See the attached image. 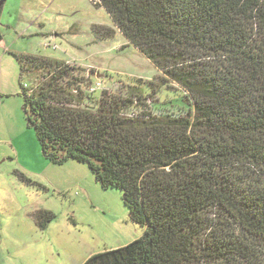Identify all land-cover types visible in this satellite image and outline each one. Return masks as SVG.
Returning a JSON list of instances; mask_svg holds the SVG:
<instances>
[{"label":"trees","instance_id":"1","mask_svg":"<svg viewBox=\"0 0 264 264\" xmlns=\"http://www.w3.org/2000/svg\"><path fill=\"white\" fill-rule=\"evenodd\" d=\"M95 6L115 27L94 25L95 37L120 32L159 81L188 94L192 112L130 116L135 96H94L68 63L15 56L20 77L39 75L31 93L21 85V97L43 157L86 164L103 188L121 192L130 221L143 228L139 239L83 264H264V0ZM54 218L33 214L41 230Z\"/></svg>","mask_w":264,"mask_h":264},{"label":"rangeland","instance_id":"2","mask_svg":"<svg viewBox=\"0 0 264 264\" xmlns=\"http://www.w3.org/2000/svg\"><path fill=\"white\" fill-rule=\"evenodd\" d=\"M97 0H5L0 12V264H83L89 257L139 239L122 194L103 188L86 164H53L41 153L27 127L22 87L31 93L39 75L24 73L16 55L68 62L85 91L100 84L112 95L139 99L126 111L157 116L192 112V101L178 86L158 80L155 67L120 32L99 40L94 25L115 28ZM49 45V48L46 47ZM55 46V48H51ZM82 80V79H81ZM98 100V99H97ZM95 100L85 107L95 109ZM23 174L37 186H27ZM55 218L39 229L33 214Z\"/></svg>","mask_w":264,"mask_h":264},{"label":"built area","instance_id":"3","mask_svg":"<svg viewBox=\"0 0 264 264\" xmlns=\"http://www.w3.org/2000/svg\"><path fill=\"white\" fill-rule=\"evenodd\" d=\"M46 47H48L49 48V45H46ZM51 48H55V46H52ZM100 90V84H96V86L94 87V88H88V89H86V92L88 93V94H92V95H95V94H97V92Z\"/></svg>","mask_w":264,"mask_h":264},{"label":"water","instance_id":"4","mask_svg":"<svg viewBox=\"0 0 264 264\" xmlns=\"http://www.w3.org/2000/svg\"><path fill=\"white\" fill-rule=\"evenodd\" d=\"M5 0L0 1V6L4 4Z\"/></svg>","mask_w":264,"mask_h":264},{"label":"crops","instance_id":"5","mask_svg":"<svg viewBox=\"0 0 264 264\" xmlns=\"http://www.w3.org/2000/svg\"><path fill=\"white\" fill-rule=\"evenodd\" d=\"M116 32H118L117 30H116ZM125 39V38H124ZM126 40V39H125ZM128 43V42H127ZM129 44V43H128ZM66 63H68V62H66Z\"/></svg>","mask_w":264,"mask_h":264}]
</instances>
